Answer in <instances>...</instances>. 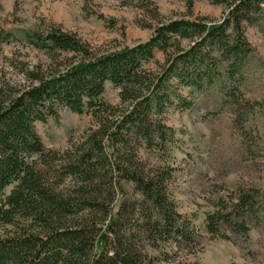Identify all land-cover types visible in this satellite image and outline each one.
Here are the masks:
<instances>
[{
  "label": "trees",
  "instance_id": "obj_1",
  "mask_svg": "<svg viewBox=\"0 0 264 264\" xmlns=\"http://www.w3.org/2000/svg\"><path fill=\"white\" fill-rule=\"evenodd\" d=\"M213 1L227 6L222 22L164 20L146 0L150 38L113 52L56 25L23 39L0 31V44L14 40L47 56L32 64L14 53L0 70V264H171L197 247L171 197L174 168L145 160L141 149L168 155L173 131L162 115L172 98L186 104L174 82L198 90L220 82L233 89L225 95L238 111L246 107L238 97L251 52L245 24L258 20L263 0ZM151 61L156 70L146 68ZM107 82L119 89L117 104L103 97ZM61 107L89 113L92 125L66 148L49 149L36 124ZM263 204L259 192H242L208 214L206 229L229 239L226 224L247 236Z\"/></svg>",
  "mask_w": 264,
  "mask_h": 264
},
{
  "label": "rangeland",
  "instance_id": "obj_2",
  "mask_svg": "<svg viewBox=\"0 0 264 264\" xmlns=\"http://www.w3.org/2000/svg\"><path fill=\"white\" fill-rule=\"evenodd\" d=\"M149 1L158 7L164 20L186 17L218 23L227 12V6L213 0ZM145 2L0 0V31L23 39L39 26L56 25L75 33L95 49L113 52L150 38L152 30L144 27ZM262 5L258 20L245 24L251 52L242 70L238 97L247 109L238 111L231 97L225 95L233 89L220 82L204 90L181 89L174 82L172 91L181 93L186 104L172 98L162 115L173 131L168 155L161 158L155 151L141 149L145 160L155 163L163 159L174 168L169 187L172 200L179 213L192 222L197 234V247L181 250L171 264H264V204L249 221L247 236L226 224H222L221 230L229 239L213 236L206 229L208 214L229 205L240 193L264 195V0ZM0 47V70L5 58L14 53L32 64L47 61L42 52L14 40ZM155 60L163 63V53L156 51ZM146 68L156 70L157 64L151 61ZM103 97L117 104L119 89L107 82ZM90 125L89 113L78 114L61 107L57 117L38 122L36 129L47 148L64 149L71 138ZM124 187L133 197V184L125 183ZM256 198L261 201L259 195Z\"/></svg>",
  "mask_w": 264,
  "mask_h": 264
}]
</instances>
